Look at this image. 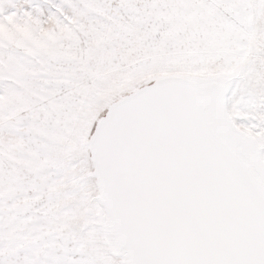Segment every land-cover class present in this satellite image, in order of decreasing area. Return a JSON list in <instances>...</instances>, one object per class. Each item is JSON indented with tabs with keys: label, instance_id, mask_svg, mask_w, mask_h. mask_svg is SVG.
Instances as JSON below:
<instances>
[{
	"label": "snow or ice",
	"instance_id": "obj_1",
	"mask_svg": "<svg viewBox=\"0 0 264 264\" xmlns=\"http://www.w3.org/2000/svg\"><path fill=\"white\" fill-rule=\"evenodd\" d=\"M0 264H264V0H0Z\"/></svg>",
	"mask_w": 264,
	"mask_h": 264
}]
</instances>
